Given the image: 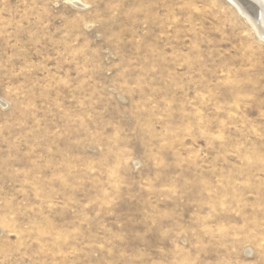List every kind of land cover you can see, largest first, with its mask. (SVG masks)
Listing matches in <instances>:
<instances>
[{"label": "rangeland", "instance_id": "obj_1", "mask_svg": "<svg viewBox=\"0 0 264 264\" xmlns=\"http://www.w3.org/2000/svg\"><path fill=\"white\" fill-rule=\"evenodd\" d=\"M263 12L0 0V264H264Z\"/></svg>", "mask_w": 264, "mask_h": 264}, {"label": "bare ground", "instance_id": "obj_2", "mask_svg": "<svg viewBox=\"0 0 264 264\" xmlns=\"http://www.w3.org/2000/svg\"><path fill=\"white\" fill-rule=\"evenodd\" d=\"M256 1H259L261 4L264 3L263 0H256ZM238 5H239V4H238ZM262 7H263V6H262ZM262 14H263V16H262L261 20L258 21V23L256 22V24H257V27H259V28H258L259 35H260L261 37L264 38V12H263ZM255 15H256V14H255ZM253 17H254V16H253ZM252 19H253V18H252ZM250 23H251V22H250Z\"/></svg>", "mask_w": 264, "mask_h": 264}]
</instances>
